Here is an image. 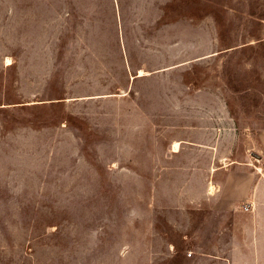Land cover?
<instances>
[{"label":"rangeland","instance_id":"1","mask_svg":"<svg viewBox=\"0 0 264 264\" xmlns=\"http://www.w3.org/2000/svg\"><path fill=\"white\" fill-rule=\"evenodd\" d=\"M261 130L264 0H0V264H264Z\"/></svg>","mask_w":264,"mask_h":264},{"label":"crops","instance_id":"2","mask_svg":"<svg viewBox=\"0 0 264 264\" xmlns=\"http://www.w3.org/2000/svg\"><path fill=\"white\" fill-rule=\"evenodd\" d=\"M256 134L264 150V130ZM256 174L248 163H230L211 169L208 198L212 211L225 217L251 216L263 223L264 185L256 180ZM246 203H250L252 208L244 211L242 206ZM262 228L264 230V225Z\"/></svg>","mask_w":264,"mask_h":264},{"label":"bare ground","instance_id":"3","mask_svg":"<svg viewBox=\"0 0 264 264\" xmlns=\"http://www.w3.org/2000/svg\"><path fill=\"white\" fill-rule=\"evenodd\" d=\"M7 62H8V60H7ZM141 74H143L142 71H140V75ZM179 150H180V142L179 141H174L173 144H172V151L173 152H178Z\"/></svg>","mask_w":264,"mask_h":264},{"label":"built area","instance_id":"4","mask_svg":"<svg viewBox=\"0 0 264 264\" xmlns=\"http://www.w3.org/2000/svg\"><path fill=\"white\" fill-rule=\"evenodd\" d=\"M252 208V205L250 204V203H246V204H244L243 206H242V209L244 210V211H247V210H249V209H251Z\"/></svg>","mask_w":264,"mask_h":264}]
</instances>
